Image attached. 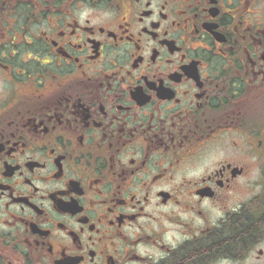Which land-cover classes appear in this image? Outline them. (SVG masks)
<instances>
[{
	"label": "flooded vegetation",
	"instance_id": "1",
	"mask_svg": "<svg viewBox=\"0 0 264 264\" xmlns=\"http://www.w3.org/2000/svg\"><path fill=\"white\" fill-rule=\"evenodd\" d=\"M0 264H264V0H0Z\"/></svg>",
	"mask_w": 264,
	"mask_h": 264
},
{
	"label": "trees",
	"instance_id": "2",
	"mask_svg": "<svg viewBox=\"0 0 264 264\" xmlns=\"http://www.w3.org/2000/svg\"><path fill=\"white\" fill-rule=\"evenodd\" d=\"M230 231L229 239H231L232 235H238L243 238V245H247L250 241H252L255 237L254 225H253V211L250 210L247 217L243 219L241 222H232L230 223ZM232 240V239H231ZM229 241V244H240L238 239ZM222 244V242H219Z\"/></svg>",
	"mask_w": 264,
	"mask_h": 264
},
{
	"label": "rangeland",
	"instance_id": "3",
	"mask_svg": "<svg viewBox=\"0 0 264 264\" xmlns=\"http://www.w3.org/2000/svg\"><path fill=\"white\" fill-rule=\"evenodd\" d=\"M243 193H241L240 195V197L238 198V199H240V198H242V197H244V198H246V197H248L249 196V193L247 194H243ZM238 199L237 200H235L234 202H233V204H232V206L234 207V208H237L238 207Z\"/></svg>",
	"mask_w": 264,
	"mask_h": 264
}]
</instances>
